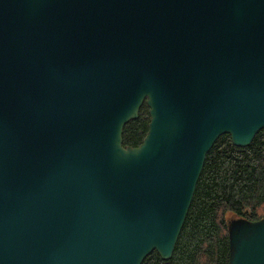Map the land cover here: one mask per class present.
<instances>
[{
    "label": "water",
    "instance_id": "obj_1",
    "mask_svg": "<svg viewBox=\"0 0 264 264\" xmlns=\"http://www.w3.org/2000/svg\"><path fill=\"white\" fill-rule=\"evenodd\" d=\"M263 129L264 0H0V264L170 260L217 140ZM228 222L264 264V219Z\"/></svg>",
    "mask_w": 264,
    "mask_h": 264
},
{
    "label": "trees",
    "instance_id": "obj_2",
    "mask_svg": "<svg viewBox=\"0 0 264 264\" xmlns=\"http://www.w3.org/2000/svg\"><path fill=\"white\" fill-rule=\"evenodd\" d=\"M149 118L145 102L139 118L124 128V147L143 143ZM202 170L173 257L164 261L154 251L142 264H229L228 221L264 219V129L247 148L221 136Z\"/></svg>",
    "mask_w": 264,
    "mask_h": 264
}]
</instances>
